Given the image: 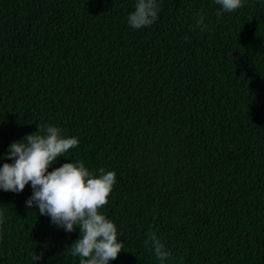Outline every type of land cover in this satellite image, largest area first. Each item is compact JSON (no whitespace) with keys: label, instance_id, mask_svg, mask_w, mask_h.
Here are the masks:
<instances>
[{"label":"trees","instance_id":"1","mask_svg":"<svg viewBox=\"0 0 264 264\" xmlns=\"http://www.w3.org/2000/svg\"><path fill=\"white\" fill-rule=\"evenodd\" d=\"M159 2L137 30L136 0H0V167L11 143L59 127L79 145L49 171L116 173L100 211L124 251L109 264H161L149 232L164 264H264V0ZM31 194L0 189V264H79V228L27 208Z\"/></svg>","mask_w":264,"mask_h":264},{"label":"clouds","instance_id":"2","mask_svg":"<svg viewBox=\"0 0 264 264\" xmlns=\"http://www.w3.org/2000/svg\"><path fill=\"white\" fill-rule=\"evenodd\" d=\"M215 2L223 12H236L244 6L243 0ZM134 9L127 23L138 30L153 25L162 7L159 0H136ZM216 15L220 16L221 12L217 11ZM205 19V15L198 14L195 27L206 31ZM62 131L46 125L43 135L38 128L37 132L11 143L3 159L12 162L0 167V189L19 194L30 184L32 194L25 202L27 208L37 207L40 215L50 217L51 223L66 233L79 228V237L70 246L69 255L79 257V264H109L124 251L116 224L100 211L109 202L117 182L116 173L99 168L97 175L81 161L64 163L49 171L59 157H66L70 149L79 145L77 137H65ZM4 222V214L0 212V225ZM144 243L161 264L172 255L155 232H149ZM43 256V251L38 255L34 252L32 259L36 262Z\"/></svg>","mask_w":264,"mask_h":264}]
</instances>
